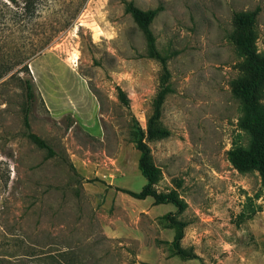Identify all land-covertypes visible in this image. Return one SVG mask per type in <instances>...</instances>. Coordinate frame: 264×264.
Returning a JSON list of instances; mask_svg holds the SVG:
<instances>
[{"label": "rangeland", "instance_id": "rangeland-1", "mask_svg": "<svg viewBox=\"0 0 264 264\" xmlns=\"http://www.w3.org/2000/svg\"><path fill=\"white\" fill-rule=\"evenodd\" d=\"M127 1L158 10L151 41L121 0H0V264H264L260 173L228 158L251 141L234 17L258 10L264 54V0ZM137 130L153 189L182 213L115 189L147 183Z\"/></svg>", "mask_w": 264, "mask_h": 264}, {"label": "trees", "instance_id": "trees-1", "mask_svg": "<svg viewBox=\"0 0 264 264\" xmlns=\"http://www.w3.org/2000/svg\"><path fill=\"white\" fill-rule=\"evenodd\" d=\"M121 3L124 6V11L132 17L133 21L144 32L147 39L151 41L152 37L149 27L155 19L158 10L144 11L136 7L133 2L127 0H121ZM25 5L29 6V3L25 1ZM257 14L258 10H255L247 14H237L234 17V25L236 27L235 45L243 57V64L242 74L234 84L232 92L241 101L243 114L240 120V126L249 132L251 141L247 149L237 148L229 151L228 158L235 169L240 171L257 170L260 173L264 186V54L256 51L254 43L253 25ZM32 88L31 82L26 81L27 99L29 101L33 99ZM163 97V92L157 97L154 115L149 122L150 129L153 127V122L159 115ZM118 99L125 107H129L126 96L120 89L118 91ZM25 127L29 129L27 119H25ZM27 136L38 148L46 150L49 155L53 154L51 147L39 136L30 131ZM132 143L140 153L138 167L147 183L139 192H132L118 187L115 189L137 200L152 197L155 204H172L177 208L178 213H182L186 205L179 200L175 193L160 195L153 189V185L155 184L153 167L150 164L149 149L143 142V133L141 131L137 130L134 133ZM172 222L176 225L175 240L173 242L175 251L182 258H190L184 249H181L179 244L183 236V226L176 221Z\"/></svg>", "mask_w": 264, "mask_h": 264}, {"label": "crops", "instance_id": "crops-1", "mask_svg": "<svg viewBox=\"0 0 264 264\" xmlns=\"http://www.w3.org/2000/svg\"><path fill=\"white\" fill-rule=\"evenodd\" d=\"M92 100H93V103H94V104H95V106H96V101H95L94 97L92 98Z\"/></svg>", "mask_w": 264, "mask_h": 264}]
</instances>
